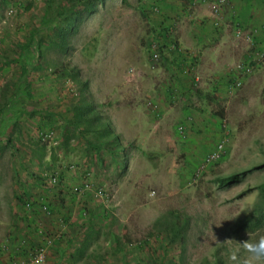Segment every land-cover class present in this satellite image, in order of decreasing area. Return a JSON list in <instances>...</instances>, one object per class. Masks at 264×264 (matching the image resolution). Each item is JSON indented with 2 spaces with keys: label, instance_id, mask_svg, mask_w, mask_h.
Masks as SVG:
<instances>
[{
  "label": "rangeland",
  "instance_id": "obj_1",
  "mask_svg": "<svg viewBox=\"0 0 264 264\" xmlns=\"http://www.w3.org/2000/svg\"><path fill=\"white\" fill-rule=\"evenodd\" d=\"M58 13L0 1V249L17 248L0 264H32L40 247L46 264H229L222 242L264 234L249 223L264 197V0H100L66 52ZM60 63L119 138L101 158L71 123L81 84L51 76ZM177 220L184 243L168 240Z\"/></svg>",
  "mask_w": 264,
  "mask_h": 264
},
{
  "label": "trees",
  "instance_id": "obj_2",
  "mask_svg": "<svg viewBox=\"0 0 264 264\" xmlns=\"http://www.w3.org/2000/svg\"><path fill=\"white\" fill-rule=\"evenodd\" d=\"M2 1V0H0ZM100 0H47V11L55 12V10H58V16H63L65 14H68L69 17L64 18L63 25H56L55 29V37L56 40H54L56 47L60 48L62 52L68 51V49L71 47L70 39L71 36L78 32L80 29L81 24L85 21V18L88 14H91L95 12L98 9V2ZM125 2L127 0H124ZM70 12H73L70 14ZM44 22H47L48 20V13L44 16ZM62 23V22H61ZM164 30V36L167 37V32L169 30V27L162 28ZM35 36L36 34L32 32L29 35V38L27 41L22 45V61L24 58L25 52L31 53L32 46L35 45ZM47 47H51L50 45ZM29 58L27 57L25 59L24 64L26 62H29ZM18 60L15 59V62ZM27 65V64H26ZM36 68V67H35ZM26 73L27 67L23 69ZM25 76V74H22ZM51 76L57 77V78H65L68 80H75L76 82L81 84V98L79 104L74 108V115L75 118L71 120V123L75 124L76 127H79L81 123H85L86 127L85 129L94 131V140L97 143H94L93 141H89L90 145L95 148L97 153L99 154V158L102 157V149L108 148L109 143H111V140L115 141V138L119 139L113 129H111V125L104 123L101 119V116L99 112L97 111L96 106L92 101H87L86 97L84 96V93L88 89V82L83 81L80 78V72L78 73V70L69 64L66 63H60L54 71H52ZM25 88L28 90L30 89V82L25 85ZM84 101V102H83ZM97 134H99V137H97ZM69 140V131L65 133V142H68ZM115 147H113L114 149ZM101 156V157H100ZM239 173H233L230 175H227L225 177L217 178V181L222 184H228L231 182H234L239 179ZM53 207V206H52ZM93 209H90V207H86L83 212L86 211V215L89 213H93ZM45 212L50 213L51 208L47 204L45 205ZM92 217L95 219L96 215L93 213ZM261 222H264V197L261 201L257 202L254 209L250 211V218L249 223L250 225L259 224ZM95 223V221L93 222ZM91 230L87 233L84 245L87 244L88 239H91L98 231L99 227H94L92 224ZM176 224L178 227H173L172 234L169 235L168 240L171 242L174 241H181L182 243L185 242V237L188 232V223L187 225L185 223H182L181 220H177ZM40 233L44 235L43 238H47V235L44 231V229H40ZM45 233V234H44ZM57 242H60L59 237H55ZM59 238V239H58ZM123 237H118V242L121 243ZM130 240V238H129ZM123 246V245H122ZM152 262L158 263V264H164L163 261L158 260V257H155L154 255L151 256ZM223 259L218 257L216 262L214 264H222ZM129 264V263H127Z\"/></svg>",
  "mask_w": 264,
  "mask_h": 264
},
{
  "label": "clouds",
  "instance_id": "obj_3",
  "mask_svg": "<svg viewBox=\"0 0 264 264\" xmlns=\"http://www.w3.org/2000/svg\"><path fill=\"white\" fill-rule=\"evenodd\" d=\"M246 236L247 239L238 240L235 245L231 238L222 242L228 246L229 264H264V234L258 235L256 239H253L252 235L247 232ZM32 264H46L44 253L34 258Z\"/></svg>",
  "mask_w": 264,
  "mask_h": 264
},
{
  "label": "crops",
  "instance_id": "obj_4",
  "mask_svg": "<svg viewBox=\"0 0 264 264\" xmlns=\"http://www.w3.org/2000/svg\"><path fill=\"white\" fill-rule=\"evenodd\" d=\"M236 6V5H235ZM241 15L239 16L240 18H241V21H243V22H246L247 24H251V22H250V18H251V16L254 14L253 12H251L250 10H248V9H246V10H242L241 12ZM41 224H44V223H41ZM46 224H48V227L50 228V226H52V225H55V224H57L55 221L53 222V221H51V220H49L48 221V223H46ZM65 227V226H64ZM37 240H40L39 238L37 239ZM8 240L5 238L2 242H1V244L2 243H6ZM9 242H13L12 241V239H11V241H9ZM3 245V249H7V250H2V249H0V262H3L5 259H6V261L8 262L9 260H10V258H13L14 256H15V254L13 253V252H16L15 250L17 249H13L14 248V246H15V243L14 244H12V243H10V244H2ZM25 253H27V252H25Z\"/></svg>",
  "mask_w": 264,
  "mask_h": 264
},
{
  "label": "built area",
  "instance_id": "obj_5",
  "mask_svg": "<svg viewBox=\"0 0 264 264\" xmlns=\"http://www.w3.org/2000/svg\"><path fill=\"white\" fill-rule=\"evenodd\" d=\"M154 56H155V58H157V57H158V53H155ZM245 70H246V72L248 73V72L251 71V67H250V66H245ZM48 135H49V134H48ZM221 146H223V145H221ZM41 253H44V255H45V261H46V258H47V249H46L45 247H40V248L36 251V253L34 254V257L36 258V257L39 256ZM33 259H34V258H33Z\"/></svg>",
  "mask_w": 264,
  "mask_h": 264
}]
</instances>
